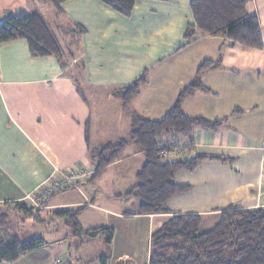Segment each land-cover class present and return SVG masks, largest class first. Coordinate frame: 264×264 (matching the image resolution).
I'll return each mask as SVG.
<instances>
[{
	"label": "crops",
	"instance_id": "0c3cea01",
	"mask_svg": "<svg viewBox=\"0 0 264 264\" xmlns=\"http://www.w3.org/2000/svg\"><path fill=\"white\" fill-rule=\"evenodd\" d=\"M191 1L135 0L131 16L124 18L98 0H70L60 8L48 0H0V24L38 14L61 50L59 59L31 57L26 41L0 44V207L28 205L39 210L37 224L60 230L57 241L43 238L39 249L0 264H52L57 255L70 264H97L101 252L88 255L80 249L88 241L106 242L107 235L73 236L60 213L80 211L76 221L83 232L112 230L107 244L112 262L104 256V264H147L151 233L173 216L200 218V232L206 233L229 208H264V0H251L246 7L257 18L259 50L201 34L185 41L186 27L194 25ZM61 33L67 41H60ZM203 62L216 65L200 73L202 90L188 95L181 111L187 118L219 125L196 128L189 137H161L167 150L191 145L183 156L167 152L164 160L207 156L227 161L206 160L192 172H177L173 183L187 190L170 198L168 213L161 215H139L140 201L130 207L120 204L132 199L121 196L136 185L145 162L135 143L88 182L94 172L91 153L129 140L136 116L162 120ZM142 74L146 83L139 95L123 104L116 93ZM110 99L117 101L115 110L99 116L95 106ZM83 165L89 176L77 189L56 194L39 207L30 200L56 170ZM87 184L95 186L85 194ZM74 238L75 243L65 247Z\"/></svg>",
	"mask_w": 264,
	"mask_h": 264
},
{
	"label": "trees",
	"instance_id": "16d2710c",
	"mask_svg": "<svg viewBox=\"0 0 264 264\" xmlns=\"http://www.w3.org/2000/svg\"><path fill=\"white\" fill-rule=\"evenodd\" d=\"M48 1L60 8L70 0ZM98 1L124 18L131 16L135 4V0ZM250 2L251 0L191 1L189 7L194 25L186 27L184 40L191 42L201 34L205 37L223 38L232 44L252 49H262L257 18L246 12ZM16 40L27 42L31 57H61L59 45L50 33L45 19L38 14L11 17L0 24V44ZM215 65V62L201 64L195 78L179 92L162 120L149 121L136 116L132 119L129 140L109 143L93 151L90 159L94 172L88 182L95 181L108 166L117 161L129 143H135L143 151L145 162L137 174L136 185L121 197L138 199V214L141 216L161 215L168 213L166 203L170 198L187 190V187L173 183L177 172H192L206 160L226 162L222 157L207 156L167 162L163 156L164 149L157 146L163 136L189 137L196 128L213 130L218 127L217 122L187 118L181 111L184 99L196 90H202L200 73ZM145 83L146 78L142 74L116 95L126 105L139 95ZM13 210L22 211L23 216L30 217L35 224L41 222L37 216L39 210H29L25 204H14ZM79 212L60 213L73 236L83 235L87 239H94L99 234H106V243L110 244L112 230L99 228L83 232L76 221ZM8 222V215H0V230ZM200 224L201 220L196 216L176 215L165 221L150 235L147 264H264V208H229L221 214L219 223L206 233L200 232ZM44 243L42 237L27 241H5L0 234V263H13L22 255L39 249ZM100 261L104 264L105 257L102 256Z\"/></svg>",
	"mask_w": 264,
	"mask_h": 264
},
{
	"label": "rangeland",
	"instance_id": "374dc122",
	"mask_svg": "<svg viewBox=\"0 0 264 264\" xmlns=\"http://www.w3.org/2000/svg\"><path fill=\"white\" fill-rule=\"evenodd\" d=\"M39 4H42L41 2H39ZM50 4V3H49ZM52 7V5H50ZM53 8V7H52ZM64 33V32H63ZM59 39L61 42L67 41L68 37L64 36V34H60ZM117 101L111 100L110 101H106V100H99V103H97V105L95 106V111L102 116L107 115V111L109 110H115V103ZM127 163H124L122 165V167H126ZM95 185H85V187L83 188V192L85 194L91 192V190H93ZM119 191H124V190H119ZM93 192V191H92ZM89 197V196H87ZM138 199L132 198L130 200H122V202H120V204L126 206V207H130V206H135L138 203ZM27 209H31L33 207H29L28 205H25ZM8 215L9 216V223L7 225V228L5 229V231H3V233L1 232V236L3 237L4 240H9L11 239L10 236H15L17 237V239L19 241H26L29 239H33L36 237H42L44 238L46 241H52L55 242L60 238V230L59 228H56V226H43L40 224H34L33 220L30 217H24L22 211L17 212L13 210V207L10 208H5V207H0V215ZM54 223V221H53ZM52 223V224H53ZM59 230V231H58ZM63 230V229H62ZM36 232L38 233V236L36 235ZM147 238V237H146ZM75 240H77L76 238H74L73 240H70L69 242H67L65 244V247H68V245L70 244H74ZM142 240V238H141ZM148 240V239H146ZM148 244V241L146 242ZM107 243L104 241L100 240H92V241H88L85 244V247H83L82 249H80V253L81 254H88V255H98L97 253L101 252V254H99L100 256H105L108 261L112 262V257L110 256V252L107 251ZM73 249V246H72ZM142 252V250H141ZM143 252H145V250H143ZM67 255V254H66ZM99 257V256H98ZM100 259H98L97 264H99ZM141 262H144V257L141 254Z\"/></svg>",
	"mask_w": 264,
	"mask_h": 264
},
{
	"label": "built area",
	"instance_id": "2783aa9c",
	"mask_svg": "<svg viewBox=\"0 0 264 264\" xmlns=\"http://www.w3.org/2000/svg\"><path fill=\"white\" fill-rule=\"evenodd\" d=\"M157 146L160 149H164L165 154L172 152L177 153L178 156H183L191 149V145L180 144V146L178 145L176 147L171 146L167 150L161 141L158 142ZM88 176L89 172L84 165L75 169L56 170L49 179L41 183L33 194H31L30 200L38 207L43 206L54 195L71 189H77L78 184L87 179ZM52 264H68V261L63 255H57L53 258Z\"/></svg>",
	"mask_w": 264,
	"mask_h": 264
}]
</instances>
